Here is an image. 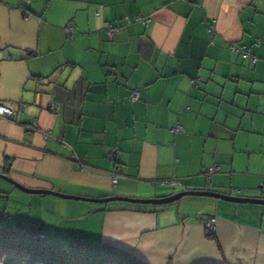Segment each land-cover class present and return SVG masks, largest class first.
Returning a JSON list of instances; mask_svg holds the SVG:
<instances>
[{
  "label": "crops",
  "instance_id": "0c3cea01",
  "mask_svg": "<svg viewBox=\"0 0 264 264\" xmlns=\"http://www.w3.org/2000/svg\"><path fill=\"white\" fill-rule=\"evenodd\" d=\"M0 100L13 109L0 117V173L27 188L259 198L264 0H0ZM0 197L1 225L109 243L145 264H264L263 204L205 195L99 203L1 177Z\"/></svg>",
  "mask_w": 264,
  "mask_h": 264
},
{
  "label": "trees",
  "instance_id": "16d2710c",
  "mask_svg": "<svg viewBox=\"0 0 264 264\" xmlns=\"http://www.w3.org/2000/svg\"><path fill=\"white\" fill-rule=\"evenodd\" d=\"M261 190L259 198L264 199V188L261 187ZM212 217L209 216L204 223ZM205 229L207 238L214 239L216 228L214 231ZM0 264L145 263L132 253L109 243L79 237L62 241L39 230L0 224Z\"/></svg>",
  "mask_w": 264,
  "mask_h": 264
},
{
  "label": "water",
  "instance_id": "95a60500",
  "mask_svg": "<svg viewBox=\"0 0 264 264\" xmlns=\"http://www.w3.org/2000/svg\"><path fill=\"white\" fill-rule=\"evenodd\" d=\"M0 177L13 183L17 188L21 189L22 191L28 192V193H39V194L48 193V194H53V195H56L62 198L88 200V201L99 202V203L109 202V201H127V202H133V203L166 204V203L173 202L185 195H198V196L205 195V196L221 198L223 200L232 201V202L257 203V204L264 205V199L254 198V197H240V196H234V195H227V194H222V193H218V192L210 191V190H183V191L175 192L169 196L152 197V198H134V197H124V196H105L101 198H90V197H82V196L65 194V193L48 190V189L27 188L21 184H18L12 181L8 176L4 175L3 173H0Z\"/></svg>",
  "mask_w": 264,
  "mask_h": 264
},
{
  "label": "built area",
  "instance_id": "2783aa9c",
  "mask_svg": "<svg viewBox=\"0 0 264 264\" xmlns=\"http://www.w3.org/2000/svg\"><path fill=\"white\" fill-rule=\"evenodd\" d=\"M141 18L146 23L149 21V19L146 18V17H141ZM69 28L72 30L73 27L69 26ZM115 31H117V29L115 27H113L112 25L109 24L107 26V34H108L109 38H112L113 33ZM211 32L214 33L212 29H211ZM231 48L233 50H241L245 54H247V47H245V46H238V45L232 44ZM252 60H254V58H252ZM193 85H194V87L197 86V80H193ZM130 97H131L132 100L138 99V91L136 89L132 90ZM57 107H58V103H52L50 108L51 109H56ZM12 114H13V109L9 105H7L6 103H4L3 101L0 100V117H2V118H10L12 116ZM180 129H181L180 126L174 127V130H176V131H179ZM110 155L113 156V153H110ZM218 169H219V166H217V165H213V166L208 167L206 169V171H205L207 178L211 179L212 174L215 171H217ZM117 174H118V169H115L113 171L112 176H111L113 182L116 181ZM160 184H163V185H177L178 183L176 181H174V180L165 179V180H160ZM215 222H216L215 217L210 218L208 221L205 222V228H207L209 231H214L215 228H216Z\"/></svg>",
  "mask_w": 264,
  "mask_h": 264
},
{
  "label": "rangeland",
  "instance_id": "374dc122",
  "mask_svg": "<svg viewBox=\"0 0 264 264\" xmlns=\"http://www.w3.org/2000/svg\"><path fill=\"white\" fill-rule=\"evenodd\" d=\"M39 195H40V194H39ZM0 199L3 201V198H2V197H0ZM2 201H0L1 206L3 205ZM3 202H4L5 204H7V201H3ZM24 213H25V210L21 212V215H24ZM44 213L47 214V212H44ZM34 217H36V216L34 215ZM7 218H8V217H7ZM7 218H4V221H6Z\"/></svg>",
  "mask_w": 264,
  "mask_h": 264
}]
</instances>
